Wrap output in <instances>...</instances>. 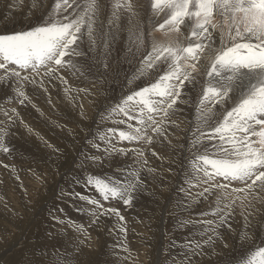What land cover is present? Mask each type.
I'll return each instance as SVG.
<instances>
[{"label":"rangeland","instance_id":"rangeland-1","mask_svg":"<svg viewBox=\"0 0 264 264\" xmlns=\"http://www.w3.org/2000/svg\"><path fill=\"white\" fill-rule=\"evenodd\" d=\"M38 1L42 3V9L30 2L23 3L22 0H0V34L28 30L38 25L42 18L47 19L57 0ZM136 14L140 20L128 32V26L131 25L129 19L121 22L124 23L123 29L115 28L117 22L113 21L115 24L110 25L109 20H106L103 23V10L99 11L101 19L94 25L95 43H91L85 34L81 41V50L85 55L77 58L78 71L66 75L71 87L69 93H65V85L59 81L55 82L54 87L48 86L47 93L38 86L26 84L24 90L31 102L25 101L21 105L16 98L14 85L0 84V122H3L0 127L7 122L3 115L4 109L15 108L19 113L18 118H14L10 125V135L7 137L12 151L7 154L0 151V264H241L242 258L264 246V205L260 208L256 204L258 206L254 211L249 209L251 217L248 222L244 216L240 217L241 210L237 206L228 221L231 228L227 225L220 227L219 238L214 237L220 243L231 238L232 243L226 247L225 253H204L211 245L204 244L208 236L204 234L202 221L212 220L215 225L218 217L212 212L215 200L204 207L206 200L197 195L201 189L191 175L190 157L192 158L195 150H190V145L197 128L205 132L207 130L196 108L205 75L202 78L204 80L198 83L200 86L189 85L187 91L192 96L189 106L185 105L183 113L177 115L181 118L173 115L163 125L166 128L163 137L154 134L152 143L145 145L114 140L117 148L142 149L145 154L143 157L139 158L131 151L126 155L118 152L105 155L104 148L107 145L100 140V136L111 127L129 130L125 124L114 123L127 118L111 112V109L124 97L155 82L157 78L155 69L145 68L147 74L141 75V69L145 67L142 60L150 50L151 40H156V26L146 11L140 9ZM139 29H143V32ZM192 38L194 37L187 35L182 46H186ZM138 39H143V44ZM210 57L211 55L207 56L206 63L210 61ZM206 63L199 65L200 73L207 70ZM0 74H3V70H0ZM80 89L88 91L82 92ZM93 96L97 101L96 109L87 120L86 115H80V111L83 110L82 103ZM77 106H80L78 111L74 108ZM227 107L229 106L226 104L225 108ZM86 113L91 114L88 110L84 111ZM182 117L184 121L187 119L185 126L188 132L178 148L169 146L165 140L168 139L170 123L180 126ZM29 129L32 130L33 140L41 145L34 144L21 132H29ZM171 133L175 135L174 132ZM165 136L167 139H164ZM157 138H161L160 141ZM206 140L205 137L202 144H206ZM44 141H47V145ZM93 141L100 145L99 149L93 146ZM49 144L59 150L57 153L64 155H52V152H48L52 149ZM89 156L101 157L103 164H92L86 159ZM151 156L154 160L152 163ZM3 164L10 167L6 169ZM30 174L47 179L37 182L41 187L38 188L39 197L35 202L28 200L27 193H24L31 185ZM88 175L111 180H124L129 175L138 176L142 186L134 193L132 205L125 206L119 199L105 201L94 187L87 186L84 180ZM76 180L80 183H75ZM43 187L47 188L42 191ZM73 191L100 200L105 209L118 208L125 220L121 222L117 216L112 217L113 214L101 216L97 225L94 224L91 216L94 206L70 197L68 193ZM81 208L87 214L78 211ZM69 219L83 224L88 229V237L76 232L67 223H60ZM164 225L165 231H162ZM121 228L126 229V232H122ZM245 232L249 236L247 241L241 239ZM197 242L203 246L196 249L194 254L193 248Z\"/></svg>","mask_w":264,"mask_h":264},{"label":"snow or ice","instance_id":"snow-or-ice-1","mask_svg":"<svg viewBox=\"0 0 264 264\" xmlns=\"http://www.w3.org/2000/svg\"><path fill=\"white\" fill-rule=\"evenodd\" d=\"M150 7L166 14L159 29L167 26V32L179 33L180 26L188 20L191 35L196 40L186 46L170 39L159 43L151 40L150 50L142 60L145 67L141 75L147 74L145 68L155 69V82L133 91L111 109L127 118L114 123L125 124L129 130L108 128L100 140L106 142V156L113 152L126 155L131 151L143 157L142 149L117 148L113 141L151 144L149 131L163 137L166 132L163 125L177 113L180 105L190 102L187 89L197 82L198 65L203 55L206 51L210 53L204 73L206 79L197 100V111L207 131L197 128L190 145V150H195L191 175L202 189L197 195L207 199L206 194H211L215 198L212 212L218 221L215 225L212 220L202 221L204 234L208 236L204 244L210 246L215 242L214 237L219 238L220 227L231 228L228 221L237 206L247 221L249 209L254 210L257 203L264 205V0H151ZM116 8H123L132 17L136 15L131 0L118 2ZM99 11L97 0H57L51 15L42 18L38 25L0 34V70H3L0 84L14 85L21 105L31 102L24 90L26 84L38 86L47 93L48 86L54 87L59 81L65 85V93H69L71 87L66 75L78 71L77 58L85 55L81 50L85 34L95 43L94 25ZM113 17L119 20L115 11ZM132 17H129L130 24ZM216 17L220 18L219 22ZM112 23L110 20L109 24ZM139 31L142 33L143 29ZM139 42L143 44L144 41L140 39ZM226 104L230 106L225 108ZM3 115L7 122L0 127V151L7 154L12 151L7 142L10 125L19 113L12 108L4 109ZM205 137L207 143L202 144ZM44 143L47 145V141ZM93 146L100 147L94 141ZM86 159L93 164L102 163L99 156ZM3 167L7 169L10 165L3 164ZM84 183L94 187L105 201L119 199L125 206L132 205L134 193L142 186L139 177L131 175L124 180L88 175ZM68 195L94 206L91 209L94 224L101 216L112 214L120 221L125 220L118 208L105 209L98 199L75 191ZM78 211L87 214L84 208ZM60 223H67L85 237L89 235L83 224L71 219ZM121 231L126 232V229L121 228ZM241 239H249L248 233L241 235ZM201 247L197 242L193 253ZM241 264H264V246L242 258Z\"/></svg>","mask_w":264,"mask_h":264},{"label":"bare ground","instance_id":"bare-ground-1","mask_svg":"<svg viewBox=\"0 0 264 264\" xmlns=\"http://www.w3.org/2000/svg\"><path fill=\"white\" fill-rule=\"evenodd\" d=\"M22 2L23 3H27V2H30V3H32L33 5H35V6H37V7H40L41 9H42V3H40V1H38V0H22ZM97 2H98V4L100 5V11H102L103 10V23H104V21H106V20H112V21H114V22H117V24L116 25H114L115 26V28H119V29H123L122 28V26H124L121 22H127V20L129 19V17H131L132 16V14L131 13H129L128 11H126V10H124L123 8H120V9H117L116 8V4L119 2V3H123V0H97ZM131 2L135 5V8H134V12L136 13V12H138L140 9H142L143 11H146V13L150 16V18L153 20V24H155V26H156V34H155V36H156V41L159 43V42H163L164 40H167V39H170L171 41H173V42H175V43H178V44H180V45H182L183 44V42H184V39H185V37L187 36V35H191V31H192V27H191V25H190V23H189V21L188 20H186L185 21V24L184 25H181L180 26V32L179 33H175V32H167V26H166V28L165 29H159L158 28V25L160 24V23H163L164 22V19L166 18V14H165V12H158V11H156V10H154V9H152L151 7H150V3H151V0H131ZM103 9H102V8ZM39 10V9H38ZM70 11V10H69ZM117 12V14L119 15V20L118 21H116L115 20V18L113 17V12ZM12 12V11H11ZM149 18V19H150ZM99 19H101V17L98 15L97 16V21H99ZM148 19V20H149ZM216 19V22H219L220 21V18L219 17H216L215 18ZM139 20H140V18L137 16V14L132 18V21H133V23H131V25L130 26H128L129 27V29H127L128 30V32H130V31H132L134 28H135V25H136V23L137 22H139ZM151 20V21H152ZM101 21V20H100ZM108 22V21H107ZM106 22V23H107ZM102 23V22H101ZM100 23V24H101ZM106 23H105V27H106ZM113 24H115V23H113ZM126 24V23H125ZM129 24V23H128ZM127 24V25H128ZM96 25V24H95ZM108 25V24H107ZM153 26V25H152ZM107 28H109V27H107ZM125 28V27H124ZM137 29V28H136ZM135 29V30H136ZM109 30V29H108ZM121 31V30H120ZM98 33V32H97ZM188 33V34H187ZM130 34H132V32L130 33ZM133 34H135V32L133 33ZM216 35V33L214 32V36ZM136 36V35H135ZM192 36V35H191ZM125 38V37H124ZM136 38H138V37H136ZM135 39V38H134ZM138 40H140V39H138ZM196 40V38L194 37V38H192V39H190V42H194ZM136 42V41H135ZM218 44H219V41H218V39H217V46H218ZM136 45H138V44H136ZM185 46V45H184ZM211 54L210 53H208L207 51L205 52V54L203 55V57H202V59H201V62H200V64H202V63H206V61L207 60H205L206 58H207V56H210ZM121 56V55H120ZM122 58V57H121ZM211 58V57H210ZM209 62V61H208ZM208 62L206 63V65H208ZM199 64V65H200ZM199 65H198V67H199ZM201 69H199V71H200ZM206 69H204L203 71H201V73L198 71V74H197V82L195 83V84H198V83H200L201 82V80L203 81L204 79H202L203 78V76H204V73L206 72L205 71ZM206 79V78H205ZM85 81V80H84ZM129 83V82H128ZM203 83V82H202ZM197 86H200L199 84L197 85ZM89 87V86H88ZM58 88V87H57ZM64 88V87H63ZM90 89V88H89ZM201 92V91H200ZM192 95V94H191ZM97 96V95H96ZM191 98H192V96H191ZM96 98L93 96V97H91V98H88V99H86V102L85 103H82L83 104V110L82 111H80V115L81 116H85V118L87 119V120H89L91 117L90 116H92V113H94L95 112V109H96V100H95ZM70 100V99H69ZM193 101H194V99H193ZM190 103V102H189ZM192 104V103H191ZM74 105H75V103H74ZM188 106H189V104H187ZM228 105V104H227ZM191 106V105H190ZM228 106H230V105H228ZM184 107H185V105H180L179 106V112H177L175 115H174V117L175 116H177V115H180V113H183L182 111L184 110ZM75 108V110L76 111H78L79 109H80V106H77V107H74ZM197 108V107H196ZM189 109H190V107H189ZM87 110H88V112L89 113H91V114H89V115H87V113L86 114H84V111H86L87 112ZM187 110V109H186ZM218 110V109H217ZM186 112V111H185ZM60 115V114H59ZM27 116V115H26ZM182 116H183V114H182ZM173 117V118H174ZM178 117V116H177ZM176 117V118H177ZM20 118V117H19ZM55 118V117H54ZM60 118V117H59ZM172 118V119H173ZM178 118H181V117H178ZM189 118V117H188ZM48 119V118H47ZM53 119V118H52ZM56 119V118H55ZM58 119V118H57ZM50 120V119H49ZM48 120V121H49ZM181 121H180V126L178 125L177 126V124L175 125H173V123H172V125H171V123H170V130H169V134L167 135L168 136V139H167V136H165V138L164 139H167V140H165L166 141V143H168L167 145H169V146H172V147H176V148H178V146L180 145V141L182 140V138H184L185 137V135H186V132H188V131H186V126H185V124H186V121H187V119H185V121L183 120V117H182V119H180ZM59 121V120H58ZM83 121H86V120H83ZM171 121V120H170ZM199 122V121H198ZM198 122H196V123H198ZM36 123V122H35ZM33 124H34V122H33ZM202 124V123H201ZM35 125V124H34ZM33 125V126H34ZM36 125H37V123H36ZM111 125V124H110ZM167 125V124H166ZM23 126V125H22ZM197 126V125H196ZM29 127V126H28ZM42 127V126H41ZM43 128V127H42ZM166 129V128H165ZM45 130V129H44ZM189 130V129H188ZM46 131V130H45ZM67 131V130H66ZM207 131V130H206ZM25 136H28V138L30 139V141H33L34 142V144H36V145H41V143H37V142H35L34 140H33V138H32V135H31V132L29 131H26V132H23V131H21ZM171 132H174L175 133V135L174 134H172ZM64 133V132H63ZM49 134V133H48ZM149 135H151L152 137H154V134L155 133H152L151 131H149V133H148ZM45 135H47V134H45ZM48 137V136H47ZM159 137V136H158ZM45 139H48V138H45ZM158 139V138H157ZM161 139V138H160ZM160 139H158L159 141H160ZM253 139H256V137H253ZM49 140H51V137H50V139ZM204 141V140H203ZM207 141V140H206ZM205 141V142H206ZM57 142V141H56ZM114 142V141H113ZM139 143H141V144H143V145H145V143L143 142V141H141V142H139ZM183 143V142H182ZM204 143V142H203ZM50 145V144H49ZM64 145V144H63ZM175 145V146H174ZM55 147V146H54ZM139 147V146H138ZM45 148V147H44ZM47 148V147H46ZM51 148H52V146H51ZM56 148V147H55ZM167 149V148H166ZM165 149V150H166ZM170 149V148H169ZM175 149V148H174ZM46 150H48V149H46ZM188 150V149H187ZM48 152H52L51 154L52 155H55V156H63L64 154L63 153H57V151H55L54 150V148H52L51 150H49ZM132 153H134V152H132ZM19 154V153H18ZM176 154V153H175ZM136 155V154H135ZM145 155V154H144ZM151 155V154H150ZM155 155H157V153L155 154ZM187 156V155H186ZM7 157V156H6ZM10 157V156H9ZM138 157V156H137ZM172 157V156H171ZM170 156H169V158H171ZM189 157V156H188ZM107 158V157H106ZM112 158V157H111ZM114 158V157H113ZM115 158H116V156H115ZM139 158H141V157H139ZM151 158V163H152V161H154L153 160V158H152V156L150 157ZM16 159V158H15ZM108 159V158H107ZM172 159V158H171ZM190 159H191V157H190ZM182 160V159H181ZM108 161V160H107ZM138 161V160H137ZM188 161V160H187ZM164 162V161H163ZM167 162V161H166ZM155 163V162H154ZM154 163H153V165H154ZM170 163H171V161H170ZM187 163V162H186ZM43 164V163H42ZM93 164V163H92ZM103 164V163H102ZM156 164V163H155ZM158 164V163H157ZM160 164V163H159ZM1 165V164H0ZM47 165V164H46ZM79 165V164H78ZM148 165V164H147ZM152 165V164H151ZM152 165V166H153ZM171 165V164H170ZM187 165V164H186ZM30 166H32V165H30ZM44 166V165H43ZM99 165H97V167H98ZM171 166H173V165H171ZM15 167V166H14ZM151 167V166H150ZM167 167H168V164H167ZM2 168V167H1ZM35 168V167H34ZM94 168H96V167H94ZM99 168V167H98ZM154 168V167H153ZM172 168V167H171ZM36 169V168H35ZM46 169H47V167H46ZM170 169V168H169ZM10 171H12V170H10ZM41 171H43V170H41ZM156 171V170H155ZM166 171V170H165ZM184 171V170H183ZM27 172V171H26ZM40 172V171H39ZM52 172V171H51ZM29 171H28V174L27 175H29ZM41 174V173H40ZM184 174V173H183ZM4 176V175H3ZM13 177H14V174L12 175ZM25 177V176H24ZM28 177V176H27ZM40 177H41V175H40ZM48 177V176H47ZM46 179V178H45ZM45 179H42V178H39V176L37 177V176H33V175H31L30 174V177H29V180H30V183H31V185H30V187H28V189H27V192L25 191L24 193H27V199L28 200H30L31 202H35L36 201V199H37V197H39L38 195V192H40V191H38V188L39 187H41V186H38L37 184L39 183V181H44ZM24 180V179H23ZM47 180V179H46ZM49 181V180H48ZM169 181V180H168ZM38 182V183H37ZM40 182V183H41ZM46 183V182H45ZM44 185H46V184H44ZM43 185V186H44ZM235 186V185H234ZM197 187L199 188V189H201V187L199 186V185H197ZM44 188H47V187H43L42 188V191H43V189ZM79 188V187H78ZM202 190V189H201ZM38 191V192H37ZM16 191L14 190V193H15ZM82 193V192H81ZM84 193V192H83ZM25 196H26V194H25ZM206 196H207V199H205L206 200V202L204 203V207H208V205L209 204H211V202H213V201H211V200H215V198H214V196L213 195H211V194H206ZM11 197H12V195H11ZM45 197V196H44ZM26 199V198H25ZM201 199H202V197H201ZM9 200V199H8ZM12 200H13V198H12ZM196 200V199H195ZM13 201H15V200H13ZM24 201H26V200H24ZM199 201V200H198ZM200 202H201V200H200ZM199 202V203H200ZM20 203V202H19ZM239 203V202H238ZM258 205H259V207L261 206V204H259V203H257ZM15 205V204H14ZM88 205V204H87ZM258 205H256V206H258ZM88 206H90V205H88ZM263 206V205H262ZM258 207V208H259ZM90 208V207H89ZM177 208V207H176ZM199 208V207H198ZM261 208V207H260ZM10 209V208H9ZM16 209V208H15ZM159 209V208H158ZM239 209V208H238ZM12 210H13V207H12ZM11 210V211H12ZM261 210V209H260ZM11 211H10V213H11ZM254 211V210H253ZM258 211V210H257ZM241 212V211H240ZM9 213V214H10ZM87 213V212H86ZM238 213V212H237ZM254 213V212H253ZM258 213V212H257ZM12 214V213H11ZM10 214V215H11ZM24 214V213H23ZM254 214H256V212L254 213ZM264 214V213H263ZM13 215V214H12ZM28 215H30V214H28ZM113 215V214H112ZM258 215V214H257ZM114 216H116V215H113L112 217H114ZM243 215H240V217H242ZM253 216H255V215H253ZM252 216V217H253ZM111 217V218H112ZM208 217V216H207ZM240 217H238L237 216V218H240ZM251 217V216H250ZM250 217H248V218H250ZM259 217V216H258ZM255 218H257V217H255ZM102 220V219H101ZM104 220V219H103ZM116 220V219H115ZM105 221V220H104ZM112 221H113V219H112ZM111 221V222H112ZM117 221V220H116ZM243 221V220H242ZM106 222V221H105ZM122 222V221H121ZM248 222V221H247ZM246 222V223H247ZM88 223V222H87ZM113 223V222H112ZM112 223H110L111 225H112ZM116 223V222H115ZM91 224V223H90ZM94 225V224H93ZM97 225V224H96ZM264 225V224H263ZM13 226V225H12ZM69 226V225H68ZM104 226V225H103ZM102 226V227H103ZM62 227V226H61ZM88 227V226H87ZM102 227H101V229H102ZM136 227V226H135ZM60 228V227H59ZM92 228V227H91ZM238 228V227H237ZM68 229V228H67ZM98 229V228H97ZM119 229V228H118ZM226 229V228H225ZM88 230V229H87ZM90 230V229H89ZM101 231V230H100ZM102 231H103V229H102ZM162 231H165V225L162 227ZM234 231V230H233ZM90 232V231H89ZM106 232V231H105ZM75 233V232H74ZM58 234V233H57ZM65 234V233H64ZM77 234V233H76ZM98 234V233H97ZM100 235H101V233H100ZM5 238V237H4ZM11 238V237H10ZM97 239L98 238H96V240L95 241H97ZM102 239V238H101ZM228 239V238H227ZM227 239H224V240H227ZM162 240V239H161ZM223 240V241H224ZM222 241V242H223ZM232 240H231V238L229 239V241H225V242H223V243H220V242H218V241H215L214 243H213V245H211L210 247H209V250H207V251H205L204 253H209V252H216V254L218 253V252H222V253H225V249H226V247L228 246L229 247V244H230V242H231ZM241 241V240H240ZM247 241V240H246ZM232 243V242H231ZM93 244V243H92ZM244 244V243H243ZM249 244V243H248ZM203 246V245H202ZM205 248V247H204ZM246 248V247H245ZM158 252L160 253L161 252V249L159 248V250H158ZM92 253V252H91ZM204 253H202V254H204ZM228 254V253H227ZM161 255V254H160ZM210 255V254H209ZM213 255V254H212ZM219 255V254H218ZM200 257H201V255H199ZM204 256H206V255H204ZM1 257V256H0ZM207 257V256H206ZM8 258V257H7ZM196 258H198V257H196ZM195 258V259H196ZM202 258H205V257H202ZM199 259V258H198ZM206 259V258H205ZM210 261H211V259H210V257L208 258ZM201 260V259H200ZM198 262H199V260H197ZM204 261V260H203ZM202 261V262H203ZM187 262H189V261H187ZM205 262V261H204ZM183 263V262H182ZM193 264V263H192ZM202 264V263H201Z\"/></svg>","mask_w":264,"mask_h":264}]
</instances>
